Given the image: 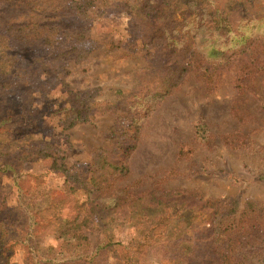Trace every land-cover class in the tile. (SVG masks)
Listing matches in <instances>:
<instances>
[{"label":"rangeland","instance_id":"1","mask_svg":"<svg viewBox=\"0 0 264 264\" xmlns=\"http://www.w3.org/2000/svg\"><path fill=\"white\" fill-rule=\"evenodd\" d=\"M263 177L264 0H0V264H199L191 207L264 233Z\"/></svg>","mask_w":264,"mask_h":264},{"label":"trees","instance_id":"2","mask_svg":"<svg viewBox=\"0 0 264 264\" xmlns=\"http://www.w3.org/2000/svg\"><path fill=\"white\" fill-rule=\"evenodd\" d=\"M16 1L19 2V0ZM145 4V9H143V6L141 11L146 16V18H148L151 14H154L152 17L154 20L160 18L158 13H160L162 9L159 8V5L154 4L152 7H150L147 5V2H145ZM81 118L82 115L79 112L73 120H80ZM53 166L55 167L56 165L53 163ZM111 166L113 169L123 170V167H116L114 165ZM191 208H196L197 211H202L205 213L204 215H206L208 218V228L204 227L201 229V235L198 237L193 236L183 240L185 244L188 243L187 245L189 246V250H187L185 255L181 256V258H183L185 261L188 260L189 262L192 259L193 262L197 261L199 264H256L253 260H251L255 253H245L247 250H257L259 247H264V233H259L256 235L251 233L244 235L241 231L242 224L244 223V220L246 221L248 212L253 213L258 211V209L255 207H245L240 213L239 218L236 219L234 216V214L237 212L236 207H232V209L227 213H219L216 207ZM1 224L2 222L0 221V228L2 227ZM80 229V225L75 224V222L72 224L70 229H60V238L63 241L64 247L68 246L71 248H78L82 247L83 242L86 243L87 239L79 232ZM230 234H233L235 237L227 238L228 244L226 247L221 250H217L219 238ZM69 235L71 236L69 237ZM234 242H236V246L230 248V246H232L231 244ZM30 253H36V255L33 257L36 259V264H62V262L65 261L63 259L62 262H59L54 257H49V255H40L39 251H37L35 247L30 248ZM68 256L72 261H77L78 263H83V261H86L87 259V256L83 255L82 253Z\"/></svg>","mask_w":264,"mask_h":264}]
</instances>
